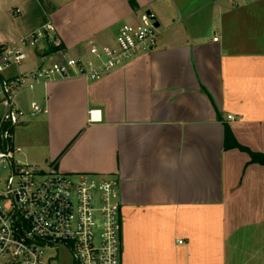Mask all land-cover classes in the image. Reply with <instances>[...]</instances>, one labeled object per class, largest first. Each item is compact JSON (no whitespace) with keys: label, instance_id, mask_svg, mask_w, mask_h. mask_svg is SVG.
Wrapping results in <instances>:
<instances>
[{"label":"crops","instance_id":"0c3cea01","mask_svg":"<svg viewBox=\"0 0 264 264\" xmlns=\"http://www.w3.org/2000/svg\"><path fill=\"white\" fill-rule=\"evenodd\" d=\"M240 1L69 0L49 14L69 53L113 44L145 12L159 24L154 50L100 80L20 99L48 109L20 126L38 164L119 178L122 264H264V165L251 157L264 156V0ZM12 14L0 50L43 23L37 0Z\"/></svg>","mask_w":264,"mask_h":264},{"label":"built area","instance_id":"2783aa9c","mask_svg":"<svg viewBox=\"0 0 264 264\" xmlns=\"http://www.w3.org/2000/svg\"><path fill=\"white\" fill-rule=\"evenodd\" d=\"M254 1L260 0L238 5ZM156 24L155 15L145 12L138 22L124 24L113 44L91 41L84 51L69 53L48 20L1 48L0 264H122L119 178L66 175L53 165L38 168L23 162L16 130L48 109L36 101L24 109L20 99L59 79L100 80L151 52L159 36ZM37 52L42 64L22 71ZM97 112H90L91 119Z\"/></svg>","mask_w":264,"mask_h":264},{"label":"rangeland","instance_id":"374dc122","mask_svg":"<svg viewBox=\"0 0 264 264\" xmlns=\"http://www.w3.org/2000/svg\"><path fill=\"white\" fill-rule=\"evenodd\" d=\"M38 1V7L41 12L42 17V24L50 20L49 14L51 10L57 5V6H63L65 5L69 0H37ZM33 2V0H0V27L3 25V23L6 25L9 18H11V22H14V19L17 17H14L12 12L14 13L16 10L22 11V16L26 12V8L28 3ZM17 20V19H16ZM7 21V22H5ZM121 26L124 25V22L120 24ZM34 53H32L30 59L31 61L34 59ZM34 118H28V121H31ZM17 140L20 143L22 141L24 143L22 147L23 152L20 156V159L28 164H31L32 166L38 167V168H44L47 167L45 164H38L36 161L39 159L42 155V151L38 149L37 147L31 148L27 145V140L30 142L29 138V132L27 128L18 127L17 128ZM34 143V141H33ZM21 144V143H20Z\"/></svg>","mask_w":264,"mask_h":264},{"label":"trees","instance_id":"16d2710c","mask_svg":"<svg viewBox=\"0 0 264 264\" xmlns=\"http://www.w3.org/2000/svg\"><path fill=\"white\" fill-rule=\"evenodd\" d=\"M54 51H55L54 48H50V52H54ZM230 141H231V133L229 132V130H226L225 142H226L227 146L229 145ZM251 157H252L253 162L260 163V164L264 165V156L263 155H257V154L251 153Z\"/></svg>","mask_w":264,"mask_h":264},{"label":"water","instance_id":"95a60500","mask_svg":"<svg viewBox=\"0 0 264 264\" xmlns=\"http://www.w3.org/2000/svg\"><path fill=\"white\" fill-rule=\"evenodd\" d=\"M157 27H159V24H156Z\"/></svg>","mask_w":264,"mask_h":264}]
</instances>
